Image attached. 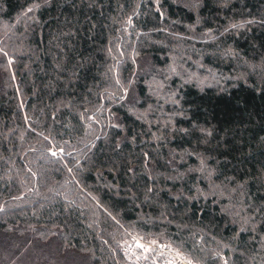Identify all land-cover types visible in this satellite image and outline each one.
Masks as SVG:
<instances>
[{
  "label": "trees",
  "instance_id": "trees-1",
  "mask_svg": "<svg viewBox=\"0 0 264 264\" xmlns=\"http://www.w3.org/2000/svg\"><path fill=\"white\" fill-rule=\"evenodd\" d=\"M264 264V0H0V264Z\"/></svg>",
  "mask_w": 264,
  "mask_h": 264
},
{
  "label": "rangeland",
  "instance_id": "rangeland-1",
  "mask_svg": "<svg viewBox=\"0 0 264 264\" xmlns=\"http://www.w3.org/2000/svg\"><path fill=\"white\" fill-rule=\"evenodd\" d=\"M126 232L129 238L123 242L121 249L126 258H133L138 264H200L184 256L161 237L132 230Z\"/></svg>",
  "mask_w": 264,
  "mask_h": 264
}]
</instances>
